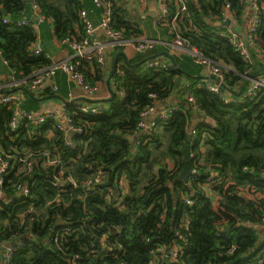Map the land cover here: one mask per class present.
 I'll use <instances>...</instances> for the list:
<instances>
[{"label": "trees", "instance_id": "1", "mask_svg": "<svg viewBox=\"0 0 264 264\" xmlns=\"http://www.w3.org/2000/svg\"><path fill=\"white\" fill-rule=\"evenodd\" d=\"M36 1L40 12L51 19L53 31L58 39L69 34L79 39L83 37L84 30L79 16L80 9L85 8L83 0ZM110 1L113 26L124 28L127 34L138 33V29L130 24L123 8L118 5L121 0ZM225 1L231 3L239 21L245 7L250 3L249 0H206L198 7L188 5V14L178 20V27L181 34L192 44L200 47L206 55L223 60L238 72H242L252 64H249L228 40L219 35L223 26L215 24ZM256 1L261 10L256 43L257 47L264 51V0ZM28 6L31 8L30 2L25 0H0V49L18 75L26 74L49 62L44 53L35 54L31 51V46L37 39L33 25L30 22L17 23L20 13ZM5 17H9L10 20L5 22ZM117 49L125 50L129 60L134 62L155 52L156 47L137 55L131 46H121ZM171 52L178 61L179 53L173 50ZM119 61L121 63L114 73V78L118 87L123 88L124 95H120L117 90L115 97L109 101L108 108L96 113L76 114L87 129V137L90 139L88 148L85 152L78 147L65 148L63 153L73 159V172L79 179L88 176L92 171L91 166L95 164H104L110 179L115 174L126 175L131 181L129 196L131 204H135L136 207L141 201L146 206L152 205V208L144 214L138 209L132 213H125L111 206L100 195L88 196L85 204L91 213L89 216L94 222L121 225L120 241L124 246L123 258L126 264H148L149 250L154 243L159 240L169 241L172 238V221L178 222L185 217L188 218L189 229L184 230L182 236L177 238V242L183 246L177 264H246L249 257L242 256V253L255 246L259 235L256 229L251 227V223L259 222L264 215V110L263 108L255 110L258 104L256 99H260L262 94L264 96V90H259L256 96L243 102L234 99L225 102L219 94L206 87H194L197 81L192 86L199 106L216 120L214 127L203 121L196 125L198 140L191 146L198 150L201 140L200 143L206 146L204 154L206 165L214 167L221 175V181L213 187L216 197L203 195L198 189L193 192L190 186L183 182L171 184V180L183 166V146L187 142L186 132L191 112L188 107L174 111L164 123V132L169 135L167 152L176 163H179V170L171 176L170 169L161 166L158 172L152 175L153 178L139 188L140 173L151 158L149 143L159 139L158 133L144 143L142 138H138L139 141L133 148L130 137L133 136L139 112L155 99H165L175 87L182 69L180 66H170L168 69L148 67L146 62L141 65H127L122 56L119 57ZM82 65L81 71L87 78L89 67L93 68L96 75L91 81L99 78L101 69L96 63L83 61ZM242 78L243 76L237 72L227 71L225 86L232 94H236ZM68 105L73 107L71 108L73 111L78 108L75 103L70 102ZM10 114V109L5 107L0 109V137L5 147L9 142L4 132L6 131L7 137L15 135L7 127ZM48 127L49 124H45L41 130L44 132ZM19 133L21 134L17 141L20 144L38 145L43 141L51 146L62 142L59 133L52 139L41 136L36 142L29 141L24 127L16 133L17 137ZM156 159L154 157V161ZM205 173L202 167L199 178ZM228 175L231 177H227ZM37 184L41 188L37 194L42 198V187L47 183L37 179ZM191 186L196 188V182ZM181 192L193 196L195 202L193 204L185 202ZM74 203L75 201L72 204ZM25 206L26 202L22 200L6 204L7 209H0V219L6 217L7 212L13 218ZM164 208L167 209V221L160 227L159 213ZM69 213L73 220H77L81 214L74 205ZM89 228L90 226L85 227L87 232L69 235L64 244L69 246L70 250L84 255L91 244ZM144 236H150L152 241L145 242ZM230 243L237 245L235 254L220 255L219 250ZM88 258L94 261V264L116 262V259L103 256L101 253L86 256V259ZM14 264L64 263L62 256L53 248L42 243L29 242L15 252Z\"/></svg>", "mask_w": 264, "mask_h": 264}, {"label": "built area", "instance_id": "2", "mask_svg": "<svg viewBox=\"0 0 264 264\" xmlns=\"http://www.w3.org/2000/svg\"><path fill=\"white\" fill-rule=\"evenodd\" d=\"M94 1L101 8L99 26L106 39L93 38L97 28L89 18L87 10L81 8L79 16L84 30L83 37L79 39L73 34H69L60 39L72 49L69 57L59 60L51 59L49 53L43 51L39 45L36 46L34 41L31 51L35 54L44 53L49 62L26 74L18 75L15 68L9 65L0 49L3 62L9 66L7 75H4L0 70V109L3 107L10 109L11 114L7 127L15 134L7 137L6 131L4 132L9 142L6 147L0 137V209H7L6 204L17 200L26 202V206L18 211L13 218L7 212L6 217L0 219L1 264H14L15 252L25 247L29 242L42 243L53 248L62 256L64 264H87V262L94 264L95 262L89 258L86 259V256H96L100 253L103 256L116 259V262L109 264H126L123 258L124 246L120 241L122 236L121 225L94 222V219L89 216L91 213L85 204L86 198L100 195L111 206L125 213H132L138 209L144 214L152 208V205L146 206L141 201L136 207L135 204H131L129 200L131 181L126 175L115 174L110 179L105 165L95 164L91 166L92 171L88 176L79 179L73 172V159L64 155L65 148L75 149L78 147L83 152L88 148L90 139L87 137V129L76 114L96 113L102 109L84 105L78 106L77 110L73 111L71 110L73 107L68 105L70 103L68 101H64L58 110H46L45 112L31 111L23 106L22 92H31L35 95L59 69L63 70L78 87L88 94H94L100 90V84L98 80L91 81L81 71L83 61L96 62L101 69L107 66L105 51L109 46L115 48L131 46L136 52H144L157 44V40L152 37L137 33L127 34L124 28L114 27L111 1ZM147 1L138 0V4L144 7ZM156 1L159 10L155 14L153 22L167 24L170 27L171 39L167 41V44L177 53L189 54L196 63L202 65V69L205 71L206 75L197 81L194 87H206L208 90L219 94L225 102L233 99L243 102L256 96L259 90H264V74L250 76V66H247L242 72H238L231 64L206 55L200 47L192 44L188 38L181 34L178 20L188 14L187 0ZM249 1L250 6L255 10V15L247 31L248 43L245 42L242 34L236 28L239 18L229 1L224 2L219 11L220 16L215 21H220L221 26H223L219 35L228 40L234 49L249 64H252L249 44L257 46L256 32L260 24L261 10L256 0ZM30 4L37 20L43 21L46 16L40 12L38 2L31 0ZM9 20V17L4 18L5 22ZM225 20H229L228 24L222 23ZM27 22V20H20L17 23ZM31 24L34 27V24ZM146 65L163 69L172 66L168 61L158 58L148 60ZM227 71H234L248 78L247 85L237 96L232 97V91L225 86ZM117 90L120 95H124L123 88L118 87ZM183 99L191 108L205 117L207 124L211 127L216 126L215 118L207 115L205 110L199 106L193 87L184 94ZM156 100L141 109L139 119L133 129V134L137 136V139L142 138V143L150 140L154 136L156 128L160 124L166 123L174 111L180 110L178 106H167L159 109ZM45 124H49V127L43 132L41 128ZM187 126L192 146L198 140V134L196 128H190L189 124ZM22 127L26 129L25 134L30 142L39 141L41 136L52 139L58 133L62 142L61 144L54 143L51 146L46 145L43 141L38 145L20 144L17 140L21 133L18 137L16 133ZM200 142L202 141L200 140ZM200 142L198 150L191 147L189 154L192 166L191 175L183 183L192 187L191 185L196 182L195 190L198 189L201 194L213 198L211 190L221 181V175L214 167L206 165ZM137 143V141L133 142V148ZM202 167L206 173L199 178ZM178 170L179 167L178 169L170 168L169 175L172 176ZM37 179H41L42 183H47L46 186L42 187V198L37 194V191L41 189L37 184ZM181 196L188 204L195 202L193 196L184 192H181ZM73 201H75L74 204H72ZM73 205L81 213L77 220H73L71 213H69ZM87 219L89 220L87 221ZM166 219L167 209L164 208L159 213L158 224L160 227H163ZM259 223L264 224V215L259 222L251 223V227L255 228ZM86 226H90L89 234L92 238L86 253L82 255L70 250L64 242L71 234L87 232L85 231ZM188 229V218H182L178 222L172 221V238L169 241L159 240L154 243L149 250L148 264H177L183 248L177 242V238L182 236L184 230ZM143 239L147 243L152 241L150 236H144ZM236 251L237 245L230 243L223 246L219 253L222 256H233ZM165 256L168 257L167 260ZM248 257L246 264H264V235L258 237L255 249Z\"/></svg>", "mask_w": 264, "mask_h": 264}, {"label": "crops", "instance_id": "3", "mask_svg": "<svg viewBox=\"0 0 264 264\" xmlns=\"http://www.w3.org/2000/svg\"><path fill=\"white\" fill-rule=\"evenodd\" d=\"M205 1L206 0H187V3L188 5H194L198 7L200 6L201 2ZM118 5L123 8L124 13L126 14V18L130 22V24L138 29L139 32L137 34L152 37L157 40V44L154 46L156 47V50L153 53L162 50H168L169 52L172 51L170 46L167 44V41L171 39L170 27H168L167 24H157L153 22V18L159 10L156 0H148L144 7L139 6L138 0H121L119 1ZM85 9L87 10L89 18L92 20V22L97 28L93 38L98 40L106 39L105 34L99 26L101 8L95 3V6H85ZM254 15L255 10L250 6V4L247 5L245 7L243 15L241 16V20L236 26V28L240 31L241 34L244 30L248 31V28L254 18ZM20 20H28V22L34 24L35 32L37 35L35 45H39L43 51L49 53L51 59L59 60L70 56V54L72 53V49L66 43L61 42L60 39L57 38L53 31V23L51 19L45 18L43 21H38L35 16V13L30 8V6H28L25 10H23V12L20 13L19 21ZM209 20H211L210 17ZM215 22L217 23V21ZM249 49L252 55V66L249 69V75L259 76L264 74V51L261 50L259 47L251 44H249ZM118 50L120 49L111 46L106 48L105 54L107 58V66L101 68V74L99 78L96 79L100 84V90L98 92L94 94H88L82 88L78 87L73 80L69 79V77L63 70L59 69L49 79L46 85H44V87L41 88L39 92L35 93V96L39 97L40 99L37 100L31 97L35 100V103H28L30 106L29 110L35 112H45L46 110H58L64 103V100L71 103H75L78 106H96L100 109L108 108L109 101H106L103 98L109 97L111 95L110 86L111 89L114 91H117L118 88L117 81L114 78V74L110 78V83L108 82V78L110 77V73L113 69V58ZM138 53L141 54L143 52H137L136 55ZM155 58L164 61L166 60L172 66H175L172 64L171 60L165 56H157ZM148 60H146L145 62L147 63ZM119 63L121 62H118V69ZM177 64L182 69L181 75L178 76L177 83L175 87L171 90L170 94L165 99L159 98L156 100L157 107L161 109L167 106H178L180 110H183L185 107H188L191 110L189 116V126L190 128H196V125L199 122H206V119L199 112H196L193 108L187 105V101L183 98L184 94L193 86L194 82L201 80L206 74L205 71L202 69V65L196 63L189 54L179 53V59L177 61ZM97 66L100 67L98 64ZM0 70L4 75H7V73L9 72V66L3 62V57L1 54ZM89 71L87 72V75L88 78L91 80L96 75H94L93 73V68L89 67ZM196 78L199 79L196 80ZM247 83L248 78L243 76L241 84L238 87L239 89L236 91V94L233 93L231 96H237L239 92L247 85ZM25 94L28 93L22 92L21 94L23 102L25 100ZM55 94L62 96L64 100L59 97L53 96ZM162 128H164V124H160L156 128L155 134L158 132H163ZM130 139L132 142L138 141L137 136L134 134L130 137ZM151 143H149V145H151ZM200 146L202 153L205 154L206 146L204 145V143ZM166 164V169H178L179 167V163H176L171 157ZM190 189L193 192L195 190V188L193 187H190ZM211 194L213 198L216 197L215 191L213 189L211 190ZM255 229L259 234L258 237L264 235V224H257Z\"/></svg>", "mask_w": 264, "mask_h": 264}, {"label": "water", "instance_id": "4", "mask_svg": "<svg viewBox=\"0 0 264 264\" xmlns=\"http://www.w3.org/2000/svg\"><path fill=\"white\" fill-rule=\"evenodd\" d=\"M27 2H31V0H25ZM229 20H225L223 22V24H228ZM215 24H221L220 21H217V23L215 22ZM242 36L245 40L246 43H248V38H247V30H244L242 32ZM123 57L124 58V61L127 65H141L142 63H144L146 60L148 59H153L157 56H165L167 58H169L172 62L173 65L175 66H178L177 64V61L175 59V56L174 54H172L171 52H169L168 50H162V51H159V52H156V53H153V54H150L140 60H137V61H134V62H131L128 58V55L126 53L125 50L123 49H120L118 50L115 55H114V58H113V69L110 73V77L108 78V82L110 83V78L113 76V74L118 70V61H119V57ZM110 90H111V95L109 97H106V98H103L104 100L106 101H110L112 100L114 97H115V91L111 89V86H110ZM32 98L34 99H37L39 100L40 98L35 96L33 93L31 92H27ZM53 96H56V97H59L61 98L62 100H64V98L58 94H55ZM65 101V100H64ZM69 133H71V131H69ZM186 138H187V142L186 144L183 146V154H184V157H183V166L180 170V172L171 180V184H175V182H184L186 180H188V178L190 177L191 175V159H190V150H191V144H190V134L189 132H186ZM98 240V238H97ZM255 249V246H253L251 249H248L247 251L243 252L242 253V256L244 257H248L250 255V253ZM165 259L167 260L168 257L165 256ZM0 264H1V259H0Z\"/></svg>", "mask_w": 264, "mask_h": 264}, {"label": "rangeland", "instance_id": "5", "mask_svg": "<svg viewBox=\"0 0 264 264\" xmlns=\"http://www.w3.org/2000/svg\"><path fill=\"white\" fill-rule=\"evenodd\" d=\"M83 4L86 7L95 6V1L94 0H83ZM24 98L25 100L23 102V105L27 107L28 109H30V106L28 103H35V100L32 99L29 94H25ZM256 102L258 104L256 105L255 110H259L260 108H263L264 110L263 94L260 96V99L258 98L256 99ZM164 129L165 128H162L163 132H158L159 139L155 141L154 143H151L150 146L148 145L149 149L152 151L151 158H150V161L144 165V168H143L144 170H142V172L140 173L141 182H140L139 188L146 185L149 182V180L153 178L152 175L155 174V172H158L161 166H166L167 161L170 160V157L167 152L169 135L167 132H164ZM154 157L157 158L156 161H154ZM227 177H231V176L228 175Z\"/></svg>", "mask_w": 264, "mask_h": 264}]
</instances>
